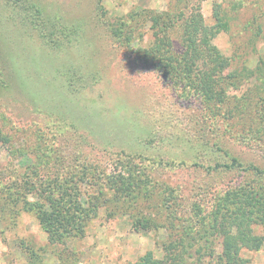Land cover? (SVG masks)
Segmentation results:
<instances>
[{
  "label": "rangeland",
  "instance_id": "obj_1",
  "mask_svg": "<svg viewBox=\"0 0 264 264\" xmlns=\"http://www.w3.org/2000/svg\"><path fill=\"white\" fill-rule=\"evenodd\" d=\"M188 1L0 0V264L157 263L176 242L216 263L234 208L261 240L238 257L264 264V0ZM190 6L215 30L222 104L156 62L184 59L181 21L157 52L149 19ZM74 177L83 228L53 243L35 211L1 209L10 181L50 210Z\"/></svg>",
  "mask_w": 264,
  "mask_h": 264
},
{
  "label": "trees",
  "instance_id": "obj_2",
  "mask_svg": "<svg viewBox=\"0 0 264 264\" xmlns=\"http://www.w3.org/2000/svg\"><path fill=\"white\" fill-rule=\"evenodd\" d=\"M187 2L189 1L187 0ZM183 16L184 14L181 15L180 19L176 20L174 17H170L168 15H164V17H151V19H149V22L152 24L151 28L157 29V32H155V36L157 38L153 47L155 50H157V52L162 49L160 47H163V45H161V43L164 42L163 37H159V33L162 35L164 33L163 26L167 24L169 26H174L175 22L181 21V24L179 25V33L181 47L185 53L184 59L180 61V65H177L175 61L172 63L171 59L164 58L163 53V58H159L156 62L160 65V67L163 68L162 70L164 72H168L170 74L172 73L173 69L179 70L181 68L184 71L189 70L188 72L190 73L192 68H194L197 75L196 81L202 90L203 97H205V99L211 103L218 102L222 104L224 101L226 102L224 98L226 86L224 87V85L227 83L223 82V79L220 77L221 64L218 59L219 56L215 50V47L211 44V37H213L215 32L214 27H208L204 24L203 17L197 8L190 6V9L186 13L185 17ZM216 20L219 22L218 16L216 17ZM164 21L167 23H163L162 26V22ZM236 86L238 87V85ZM247 115H249V113ZM74 178L75 179L68 183L71 184L68 186V191L73 192V194L69 195L67 200L63 197L48 199L50 210H47L43 204H31L28 202V194L26 191L20 189L16 183L12 184V181H10L8 182L6 196L4 197L7 203L5 206H2L1 209L4 212L7 207L9 211H12V208H16V205L20 203L21 209L19 210L30 209L35 211L37 213L41 227L45 230V232L47 231L48 233V241L53 243L54 238L59 237L63 232L67 230H78L76 228L77 225L80 226V229L83 228L80 225L79 217L74 216V214L82 213V210H79L81 205L78 203L76 198V195H78L77 193L79 191L77 183L80 182V179L79 177ZM8 179L9 177H7V179L5 178L4 180ZM15 181L19 180L14 179V182ZM62 192L65 194V191ZM238 192L241 194L243 191L240 190ZM8 206L11 207L9 208ZM232 211L234 217H230H232V221L235 224L234 226L236 228V233L232 235L226 230L222 235H218L221 245V255L217 256V262L214 263L213 255L209 254L207 256L209 259L208 262L205 261V263L198 262L194 264H243L238 257L240 248L260 247L261 240L253 235L250 231L245 229V217L237 216L236 208L232 209ZM255 212L257 215L259 213L258 217H260V220H262V223H264V206L256 209ZM67 223L68 229L64 227L67 225ZM242 224H244L245 227H242ZM133 226L141 228L146 227L148 229L153 227L150 226L148 218L144 217H140ZM176 244L177 242L163 245L167 255L170 256L168 257V260L157 263H151L149 260H146V262L143 264H193L187 261V258L189 257L188 246L182 242V254V252L173 251V249L176 250Z\"/></svg>",
  "mask_w": 264,
  "mask_h": 264
}]
</instances>
